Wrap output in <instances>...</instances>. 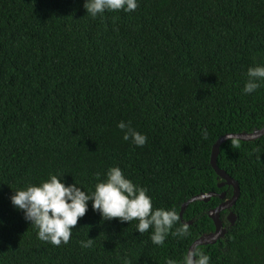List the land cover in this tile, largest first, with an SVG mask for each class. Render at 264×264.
I'll list each match as a JSON object with an SVG mask.
<instances>
[{
    "label": "trees",
    "instance_id": "trees-1",
    "mask_svg": "<svg viewBox=\"0 0 264 264\" xmlns=\"http://www.w3.org/2000/svg\"><path fill=\"white\" fill-rule=\"evenodd\" d=\"M84 3L0 0V264L181 261L215 231L209 212L220 195L233 197L211 166L214 144L264 126V82L243 92L248 68L264 64V0H137L134 11L96 17ZM120 121L146 143L125 141ZM217 162L240 197L221 213L225 237L197 250L209 264H264V136L226 142ZM114 166L147 188L154 208L179 218L192 197L217 196L189 205L188 234L170 232L162 245L151 228L136 231V220H103L89 201L69 242L57 246L40 240L10 201L50 174L94 191Z\"/></svg>",
    "mask_w": 264,
    "mask_h": 264
},
{
    "label": "clouds",
    "instance_id": "clouds-1",
    "mask_svg": "<svg viewBox=\"0 0 264 264\" xmlns=\"http://www.w3.org/2000/svg\"><path fill=\"white\" fill-rule=\"evenodd\" d=\"M137 7V0H85L84 3L86 13L92 17L105 11H134ZM247 77L243 92L250 94L264 82V64L249 67ZM118 127L124 131L125 141L131 139L137 146L146 143L147 136L133 128L130 122L120 121ZM64 176L50 174L49 179L39 184L14 190L10 197L12 205L23 212L25 220L38 228L40 240L57 246L67 244L78 219L86 214L89 201L103 220L119 218L121 222L130 223L136 220V231L139 233L151 228L153 244L162 245L170 232L173 236L181 237L188 234L187 224H181L173 231L180 219L175 209L154 208L147 188L127 178L119 166L109 168L106 179L98 180L94 191H86L76 181L69 184ZM92 241L89 238L81 241V245L91 247ZM209 261L207 254L192 249L181 261L168 259L166 264H209ZM125 264H129L126 259Z\"/></svg>",
    "mask_w": 264,
    "mask_h": 264
},
{
    "label": "water",
    "instance_id": "water-1",
    "mask_svg": "<svg viewBox=\"0 0 264 264\" xmlns=\"http://www.w3.org/2000/svg\"><path fill=\"white\" fill-rule=\"evenodd\" d=\"M264 136V126L262 129L255 130L252 133H239V134H227L220 139L217 140V142L213 146L212 150V156H211V166L218 175V177L223 180V183L219 185V187H224V186H231L233 188V197L231 199L226 198V194L223 193L220 195V198L224 200L216 209L212 210L209 212V216L212 218L214 225H215V231L210 233V234H205L199 239H197L189 248V250H197L198 247L201 246H210V245H215L217 242L224 238L227 229L224 226L223 221L221 220V213L226 211V210H231L237 203L239 197H240V187L237 181H235L231 176H229L224 170L220 169L218 166V155L220 152V148L223 144L230 140H239L243 142H252L255 141L261 137ZM216 193H210L207 195H200V196H195L189 199L187 202H185L182 205L181 208V213H180V218L183 221V214L185 210L191 205L192 203L195 202H209L213 197H216ZM228 220L230 224L233 226L236 221L235 215L232 213L229 214ZM184 222V221H183ZM184 224H187L188 226L192 225L193 222H184Z\"/></svg>",
    "mask_w": 264,
    "mask_h": 264
}]
</instances>
